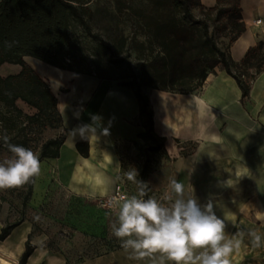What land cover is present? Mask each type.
<instances>
[{"label": "crops", "instance_id": "obj_1", "mask_svg": "<svg viewBox=\"0 0 264 264\" xmlns=\"http://www.w3.org/2000/svg\"><path fill=\"white\" fill-rule=\"evenodd\" d=\"M202 3L211 8L216 6L217 0H202ZM240 4L246 32L229 46V53L236 62L264 39V0H241ZM258 20L262 22L257 24ZM26 61L43 79L50 78L51 89L58 98L63 129L68 131L60 158L47 159L54 161L55 175L73 194L111 195L117 181L128 174L124 166L127 156L131 152L140 155L139 148L144 144L138 138L144 128L136 123L139 106L133 92L110 86L125 97L112 100L104 85L108 81L88 77L85 83L87 79L74 72L39 63L30 57ZM20 71L19 65L4 64L0 75L7 77ZM70 86L68 92L59 90ZM146 92L154 112L155 132L166 139L167 152L166 157L158 159L162 160V166L148 176L150 190L154 193L164 189L175 197L170 182L177 180L185 186V199L193 195L202 207L211 202L215 215L225 224L226 239L241 243L234 247L230 257L231 264H239L240 254L246 251L244 244L253 243L254 238L239 236L238 227L252 228L254 218L264 224V72L253 82L245 106L237 82L222 67L216 68L203 88L193 94L151 88ZM81 125L96 128V136L85 137L90 145L88 158L82 157L76 149L77 142L83 138L78 133L71 134ZM3 227L4 222L0 220V233ZM30 233L32 226L23 222L5 241H0V244L10 245V251L17 257L16 264L20 262ZM42 241L33 243L38 248L27 264H152V258L135 259L123 248L70 261L62 253L52 254L40 249ZM261 242L264 243L263 237ZM6 255L3 254L14 261ZM158 257L159 254L157 261ZM165 264L170 262L165 260Z\"/></svg>", "mask_w": 264, "mask_h": 264}, {"label": "trees", "instance_id": "obj_2", "mask_svg": "<svg viewBox=\"0 0 264 264\" xmlns=\"http://www.w3.org/2000/svg\"><path fill=\"white\" fill-rule=\"evenodd\" d=\"M139 1L137 6L133 5V0H117L116 3L120 12L129 10L146 25L147 37L140 45L144 58L134 66H124L113 60L100 61L95 72L88 75L101 81H120L119 86L132 91L138 102L137 122L144 128L138 138L144 144L139 148L143 162L137 186L145 185L143 198L148 199L153 194L148 176L158 158L166 157L167 152L166 139L155 132L154 112L146 89L193 94L203 88L216 68L222 67L237 82L245 106L253 82L264 72V39L250 47L240 62L232 59L229 46L246 32L241 0H217L216 6L211 8L206 7L202 0ZM193 9L199 11L198 16ZM86 12L85 7L73 0H0V68L4 64L21 67L16 75H0V103L17 116L23 114L17 106L18 100L36 109L35 115L26 117L31 132L47 126L63 127V121L57 96L26 58L76 72L66 53L73 22L78 21L90 36L103 44L100 35L92 34ZM4 120L6 117L1 116L0 121ZM8 120L13 121V118ZM67 133L65 130L63 135L48 139L42 145L40 162L60 158ZM29 143L27 137L21 146L29 148ZM76 149L82 157L88 158L89 139L78 141ZM118 150L122 154L120 148ZM34 183L35 179L29 183L30 196ZM22 223L23 220L3 227L0 241H5ZM32 241L33 234L30 233L19 264H27L38 248Z\"/></svg>", "mask_w": 264, "mask_h": 264}, {"label": "rangeland", "instance_id": "obj_3", "mask_svg": "<svg viewBox=\"0 0 264 264\" xmlns=\"http://www.w3.org/2000/svg\"><path fill=\"white\" fill-rule=\"evenodd\" d=\"M73 1L87 9L85 17L90 30L92 34L100 35L103 41L102 44L90 36L78 21L73 22L66 53L69 63L76 71L74 73L84 78L95 77L89 76L88 73H94L96 64L100 61L113 60L124 66L128 64L134 66L141 58H144L145 53L140 49V45L145 42L148 29L131 11L120 12L117 0ZM139 3V0H133L134 6ZM192 11L196 16L199 15L197 9ZM218 41L221 42L220 39ZM123 60L124 62H121ZM35 71L37 72L36 69ZM46 81L51 87L50 78ZM109 82L114 88H122L119 86L120 81ZM71 88L72 86L62 87L59 90L65 93ZM17 106L23 112L21 116L12 113L3 103H0V117L5 116L7 119L0 121V136L6 134L10 138L9 142L15 145H22L28 137L29 149L40 156L42 145L48 139L63 135L65 131L61 125H58L31 132L26 117L35 115L37 110L21 100L17 101ZM9 117H12L13 121H9ZM11 158L12 153L0 139V163ZM142 162L143 159L137 152H131L124 166L128 173L132 171L137 173L135 182L129 180L126 175L117 181L115 187L121 184L128 196L137 195L139 190L137 176ZM160 166H162L161 159L154 165L153 170ZM111 195L94 197L73 194L65 186L64 181L55 175L54 161L46 159L41 161V174L35 178L31 196L29 184L20 188L0 190V220L5 226L23 220L25 224L32 226V243L42 239L40 249L50 251L52 254L62 253L70 261L77 262L83 260L85 256L97 257L122 249L121 242L111 234L110 225L118 216V208L108 205ZM168 197L175 199L166 190L161 189L155 191L150 198H155L167 206L171 203ZM37 216H39L38 220L35 218ZM253 220L252 228L251 226L238 227L239 236L246 239L248 236L253 237L252 233H256L264 238L263 222L256 218ZM244 245L246 251L244 255L240 254L239 264H264L263 242H260L258 246L252 242ZM0 255L3 254L0 253Z\"/></svg>", "mask_w": 264, "mask_h": 264}, {"label": "clouds", "instance_id": "obj_4", "mask_svg": "<svg viewBox=\"0 0 264 264\" xmlns=\"http://www.w3.org/2000/svg\"><path fill=\"white\" fill-rule=\"evenodd\" d=\"M77 133L82 138L96 136V128L81 125L71 134ZM0 139L12 153L11 159L0 163V190L20 188L39 177L41 162L33 150L10 143L6 134ZM136 174L129 172L128 179L135 182ZM170 187L175 199L168 197L171 203L167 206L155 198L144 199L143 184L138 185L137 195H122L110 202L118 208L111 234L121 247L135 259L152 258V264H165V260L170 264H231L239 241L226 239L225 224L215 215L212 203L202 207L193 195L185 199V186L177 180H172ZM252 235L258 246L261 236Z\"/></svg>", "mask_w": 264, "mask_h": 264}, {"label": "bare ground", "instance_id": "obj_5", "mask_svg": "<svg viewBox=\"0 0 264 264\" xmlns=\"http://www.w3.org/2000/svg\"><path fill=\"white\" fill-rule=\"evenodd\" d=\"M86 79L87 80L85 81V83L87 81H89L90 78H86ZM104 85L106 87L107 93H109V95L113 97V98H111L112 100L115 97L117 99H120V98L125 99V97L123 96L121 91L110 88V82L109 81L105 82ZM10 250H11V248H10L9 244H0V253L5 254V255L7 254L9 258L14 259V261H11V260L5 258L3 255H0V264H16V261H17L16 254Z\"/></svg>", "mask_w": 264, "mask_h": 264}, {"label": "built area", "instance_id": "obj_6", "mask_svg": "<svg viewBox=\"0 0 264 264\" xmlns=\"http://www.w3.org/2000/svg\"><path fill=\"white\" fill-rule=\"evenodd\" d=\"M262 21L261 20H258L257 21V24H260ZM122 195H127L126 192H125V189H124V186L121 185V184H118L116 187H115V190L113 192V194L111 195V197L109 198L108 200V205L111 206L110 202L114 199H118L120 196Z\"/></svg>", "mask_w": 264, "mask_h": 264}]
</instances>
